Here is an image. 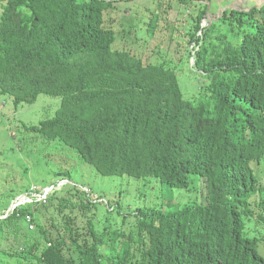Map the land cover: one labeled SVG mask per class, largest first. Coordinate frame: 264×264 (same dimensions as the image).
<instances>
[{"label": "trees", "instance_id": "16d2710c", "mask_svg": "<svg viewBox=\"0 0 264 264\" xmlns=\"http://www.w3.org/2000/svg\"><path fill=\"white\" fill-rule=\"evenodd\" d=\"M172 1L133 9L137 0H0V94L15 108L60 98L56 115L29 130L75 150L102 176L143 184L133 210L108 207L103 225L89 218L88 236L69 246L48 237L33 212L42 206L4 218L1 241L16 217L33 216L27 223L38 230L16 249L0 245V264H264V237L247 229L254 218L264 225V4L225 8L204 30L216 5L207 0L186 43L204 82L186 98L183 61L150 62V51L166 54L158 36L172 42ZM70 170L48 186L72 181ZM157 186L162 198L189 189L195 196L148 207ZM66 188L85 209L97 207Z\"/></svg>", "mask_w": 264, "mask_h": 264}, {"label": "rangeland", "instance_id": "374dc122", "mask_svg": "<svg viewBox=\"0 0 264 264\" xmlns=\"http://www.w3.org/2000/svg\"><path fill=\"white\" fill-rule=\"evenodd\" d=\"M132 3L131 8L139 9L142 5L149 3V0H137ZM187 4L172 1L174 12L167 24H170L171 33L167 35L171 39V44L164 43V38L158 36L157 44H161L160 51L149 52L152 64L174 60L176 63H184L183 76L180 79L181 91L186 98L197 95L201 83H203V72L196 67L195 58H188L187 39L189 30L195 26L196 16L208 4L207 0H187ZM224 1V2H223ZM218 4V5H217ZM264 0H216V5L209 7V14L203 23V28L209 30L220 18L225 8H250L260 6ZM3 11V3L0 2V21ZM120 12L126 14L127 11ZM107 15L118 18L119 13L108 11ZM195 45L190 47V51ZM151 50V47L147 48ZM198 50V49H197ZM153 55V56H152ZM61 107V99L41 95L34 104H23L15 108L13 99L10 96L0 94V230L1 220L7 214L12 202L30 191L33 187L43 189L52 183H56L61 177L55 174L64 169H71L72 182L75 188L87 193L96 204V208L85 209L82 201L77 200L74 193L59 191L53 196L47 205L33 211L37 219L47 229L50 239L57 241L66 240V245L76 237H87L89 234V218L96 217V224L99 221L103 225L105 210L123 203L125 207L133 210L138 203H132L134 197L139 198L142 194L143 184L128 177H105L99 174L95 168L89 164H82L77 153L57 141L52 142L44 138L39 133L29 130L32 126H39L42 121L53 118ZM264 181V169H263ZM64 180V179H63ZM67 184V183H65ZM73 189V188H71ZM124 191L130 194L124 199L120 195ZM195 193L191 189L173 192L166 198L159 196L158 186L147 195L145 205L153 207L163 201H176L186 205L191 201ZM63 202V203H62ZM67 203V204H66ZM106 204L104 209L101 204ZM66 204V207H62ZM259 208L256 209V215ZM95 215V216H94ZM26 218V217H25ZM14 232L5 229L7 238L0 240V245L4 249H16L25 240L29 231H37L35 226L31 229L23 218L16 217L8 221ZM56 224V230L51 224ZM35 225V224H34ZM103 227V226H102ZM247 229L252 236L264 237V225L256 218L248 222ZM264 252V243H263ZM1 259V258H0ZM13 259H6L4 264H14Z\"/></svg>", "mask_w": 264, "mask_h": 264}, {"label": "clouds", "instance_id": "9594fccd", "mask_svg": "<svg viewBox=\"0 0 264 264\" xmlns=\"http://www.w3.org/2000/svg\"><path fill=\"white\" fill-rule=\"evenodd\" d=\"M209 6H211V5L209 4ZM208 14H209V12H208ZM202 28H203V25H202ZM203 29L206 30L205 28H203ZM204 30H202L200 32L201 36L203 35ZM65 183H67V184H65ZM69 185L70 186H76L72 181L67 180V179H65V180L62 179L57 183L56 186H47L43 189H37L36 187H33L32 189H30V191H28L27 193H25L23 195H20L19 197H17L12 202L9 210L6 211L7 214L5 215L4 218H7L14 213L18 214L17 212H19L23 208H31L33 210H36L38 206L47 205L49 202V199L52 196H54L55 193L62 191L64 189H68L66 187H68ZM83 191H85V190H83ZM32 218H33V216L27 215L25 220L27 222H29V221H32ZM30 228L34 229V225H31ZM48 246H51V244L48 243Z\"/></svg>", "mask_w": 264, "mask_h": 264}]
</instances>
